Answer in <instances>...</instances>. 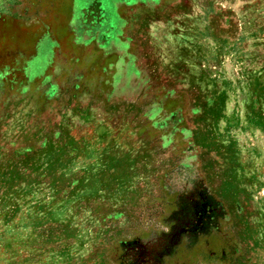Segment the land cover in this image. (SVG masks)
Here are the masks:
<instances>
[{"label": "rangeland", "instance_id": "374dc122", "mask_svg": "<svg viewBox=\"0 0 264 264\" xmlns=\"http://www.w3.org/2000/svg\"><path fill=\"white\" fill-rule=\"evenodd\" d=\"M85 1L0 0V264H264V0Z\"/></svg>", "mask_w": 264, "mask_h": 264}, {"label": "crops", "instance_id": "0c3cea01", "mask_svg": "<svg viewBox=\"0 0 264 264\" xmlns=\"http://www.w3.org/2000/svg\"><path fill=\"white\" fill-rule=\"evenodd\" d=\"M85 2H87V0H86ZM87 4H88V6H89V3H87Z\"/></svg>", "mask_w": 264, "mask_h": 264}]
</instances>
